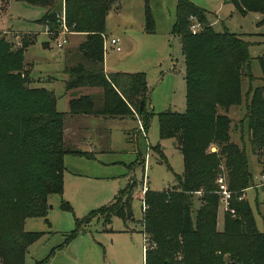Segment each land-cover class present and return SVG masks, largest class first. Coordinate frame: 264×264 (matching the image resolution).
I'll use <instances>...</instances> for the list:
<instances>
[{
	"label": "trees",
	"instance_id": "1",
	"mask_svg": "<svg viewBox=\"0 0 264 264\" xmlns=\"http://www.w3.org/2000/svg\"><path fill=\"white\" fill-rule=\"evenodd\" d=\"M20 1L44 9L38 22L47 30H59L62 16L69 35L83 34L75 46L87 65L80 61L65 65L63 84L66 90L80 87L87 93L70 98L67 113L133 116L144 130L151 109L146 107L143 73L106 74L102 68L105 14L118 0ZM228 1L239 14L258 15L256 24L264 36V0ZM189 15L199 23L194 33L189 29ZM143 17L150 32L153 22L148 0H143ZM172 32L180 38L184 61L185 109L159 113L158 133L174 138L182 171L175 177L176 187L147 188L139 197L144 205L140 232L149 242L142 254L144 264H264V41L257 57L262 85L251 90L242 116L249 150L262 177L258 186L262 196L256 203L262 222L258 231L243 196L246 189L257 186L247 169L244 146L230 140L227 115L231 106L241 103L242 79H251L250 43L240 34L215 31L203 9L189 0H177ZM26 43L12 50L0 36V264H23L27 246L38 236L24 231L23 220L45 216L47 197L61 193L63 156L77 152L62 142L63 114L55 109L53 93L28 86V72L22 65ZM95 87L102 91L96 108L94 95L87 91ZM211 145L215 150H210ZM220 173L231 192L232 212L221 213L217 228L219 200L214 181ZM133 186V181L128 182L116 203L96 211L103 215V223H108L109 215L123 221L130 217ZM61 208L66 209V204L61 203ZM76 230L77 224L70 236Z\"/></svg>",
	"mask_w": 264,
	"mask_h": 264
},
{
	"label": "rangeland",
	"instance_id": "2",
	"mask_svg": "<svg viewBox=\"0 0 264 264\" xmlns=\"http://www.w3.org/2000/svg\"><path fill=\"white\" fill-rule=\"evenodd\" d=\"M189 1L203 9L215 31L240 34L250 43L251 79H242L241 103L231 106L227 115L230 140L244 146L247 169L256 184L260 167L249 150L242 116L251 90L262 85L257 57L262 52L264 36L259 34L261 27L256 24L258 15L252 12L239 14L228 0ZM176 4L177 0H148L153 22L150 32L145 28L143 0H118L105 14V37H101L105 69L144 75L149 104L146 107L151 109V116L141 131L133 116L68 114V100L84 90L64 88V67L78 61L87 65L79 58L77 47L72 48L83 37L72 35L73 43L66 33L65 43L56 48L55 41L63 36L59 34L60 29L51 32L38 22L44 12L42 7L20 0H0V36L10 43L12 50L22 47V41L27 42L22 65L28 72V86L44 87L53 93L55 109L63 114L62 142L77 151L63 156L61 193L47 197L45 216L23 220L24 231L38 233L26 248L23 264H144L140 232V198L145 192L141 182L143 166L144 182L149 190L176 187L175 177L182 171L177 144L172 137L159 136L157 119L161 112H183L185 109L184 61L180 38L172 32ZM109 37L119 39V51L108 43ZM87 91L94 95L96 108L100 104L101 89L95 87ZM211 148L215 150L214 145ZM219 176L223 175L220 173ZM222 178L226 181L224 176ZM130 181L134 182L129 198L130 217L123 221L109 215L108 223H103V215L96 211L116 203L119 191ZM244 195L255 226L261 231L256 204L261 199V190L253 186L246 189ZM61 203L67 208H61ZM222 212L218 205L217 228ZM85 217L89 219L85 221ZM76 224V234L70 236Z\"/></svg>",
	"mask_w": 264,
	"mask_h": 264
},
{
	"label": "built area",
	"instance_id": "3",
	"mask_svg": "<svg viewBox=\"0 0 264 264\" xmlns=\"http://www.w3.org/2000/svg\"><path fill=\"white\" fill-rule=\"evenodd\" d=\"M188 22H189V29L192 33L196 32L199 29V23L197 22L196 18L193 15H189L188 16ZM61 25H60V30H59V34L62 35L63 37L61 39H58L55 41L54 45L56 48L62 47V45L65 43V34L68 33V30L66 28V26L64 25L63 22V17L61 16ZM102 38H104V35L102 36ZM108 43L110 45H112L114 47V49L116 51H118L119 48V39L116 37H109L108 38ZM138 128L139 130L142 131V127L140 125V123L138 122ZM144 169V166H143ZM142 169V178H141V182H142V191H145L147 189V186L145 185L144 182V170ZM223 176H219L217 177L216 180V193L218 194V200H219V206L222 208L223 211H229L232 212V210L229 208V201L231 199V192L227 189V186L225 184L224 178H222ZM259 180H262V177H258V182L255 184L256 186H259L261 183L259 182ZM199 193V192H196ZM242 197V196H241ZM241 197H239L238 199H240ZM144 209V205L143 202H141V210ZM141 237H142V246H141V250H142V254L145 252V250L149 247V242H148V238L147 235L145 233H141Z\"/></svg>",
	"mask_w": 264,
	"mask_h": 264
},
{
	"label": "crops",
	"instance_id": "4",
	"mask_svg": "<svg viewBox=\"0 0 264 264\" xmlns=\"http://www.w3.org/2000/svg\"><path fill=\"white\" fill-rule=\"evenodd\" d=\"M112 6H114V5H112ZM115 7H117V5L115 6ZM9 32H13V31H9ZM14 33H19V32H14ZM72 35H76L77 36V38H82L83 37V35H81V34H79V33H71V35H70V37H69V41H70V39H73L72 38ZM105 37V36H104ZM73 43H74V39H73ZM78 42H76V43H74V45L72 46V48H74V47H76L75 46V44H77ZM72 48H70V49H72ZM120 50V49H119ZM118 50V51H119ZM116 51V50H115ZM102 68H103V72L104 73H110V72H113V71H108L107 69H105V67H104V65H103V57H102ZM116 72V71H115ZM83 89V88H82ZM87 89V88H86ZM83 90H85V89H83ZM84 93H87L86 91H84L83 93H81V94H84ZM80 95V94H79ZM148 104V103H147ZM149 105V104H148ZM80 115H90V116H98V117H100V116H102V115H92V114H80ZM75 116V115H74ZM105 117V116H104ZM63 133H64V131H63ZM65 155V154H64ZM72 155V154H71ZM245 194V193H244ZM244 197H245V195H243ZM220 219H221V217H220Z\"/></svg>",
	"mask_w": 264,
	"mask_h": 264
},
{
	"label": "water",
	"instance_id": "5",
	"mask_svg": "<svg viewBox=\"0 0 264 264\" xmlns=\"http://www.w3.org/2000/svg\"><path fill=\"white\" fill-rule=\"evenodd\" d=\"M142 102H143V99L141 98L140 101H139V109H140L141 106H142ZM213 150H214V148H211V151H213Z\"/></svg>",
	"mask_w": 264,
	"mask_h": 264
}]
</instances>
